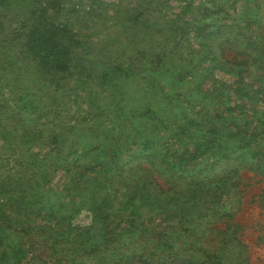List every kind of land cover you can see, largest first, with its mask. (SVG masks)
I'll return each mask as SVG.
<instances>
[{"label": "rangeland", "instance_id": "374dc122", "mask_svg": "<svg viewBox=\"0 0 264 264\" xmlns=\"http://www.w3.org/2000/svg\"><path fill=\"white\" fill-rule=\"evenodd\" d=\"M205 253L264 264V0H0V264Z\"/></svg>", "mask_w": 264, "mask_h": 264}, {"label": "trees", "instance_id": "16d2710c", "mask_svg": "<svg viewBox=\"0 0 264 264\" xmlns=\"http://www.w3.org/2000/svg\"><path fill=\"white\" fill-rule=\"evenodd\" d=\"M39 37L42 39H46V41H49V37L48 34L43 33V34H39ZM45 41V42H46ZM52 42H55L54 40ZM56 45H54V47L51 49L50 53H49V57L45 58L48 62V59L50 60H54V64L50 65L48 67H46L47 69L50 70H60L62 69L66 64L69 63V61L71 60L70 58V50H68L67 47H64L62 45H59L57 43H54ZM37 53V52H36ZM237 228L233 229V232L231 233L232 229H229V231H227V235L229 236V239H227V241H233V238H236V230ZM126 251L128 250L127 248L125 249ZM219 258L220 256H215V255H210L208 253H205V259L202 262V264H219ZM135 261H142L141 259H134ZM113 264H124L123 261H120L119 259L114 261Z\"/></svg>", "mask_w": 264, "mask_h": 264}]
</instances>
